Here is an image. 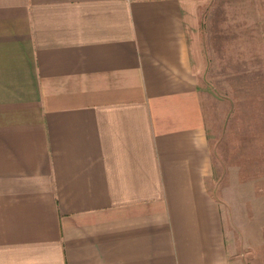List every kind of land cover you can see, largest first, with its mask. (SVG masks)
I'll use <instances>...</instances> for the list:
<instances>
[{
    "label": "crops",
    "instance_id": "crops-1",
    "mask_svg": "<svg viewBox=\"0 0 264 264\" xmlns=\"http://www.w3.org/2000/svg\"><path fill=\"white\" fill-rule=\"evenodd\" d=\"M204 2L0 0V264H264L225 226Z\"/></svg>",
    "mask_w": 264,
    "mask_h": 264
},
{
    "label": "rangeland",
    "instance_id": "rangeland-1",
    "mask_svg": "<svg viewBox=\"0 0 264 264\" xmlns=\"http://www.w3.org/2000/svg\"><path fill=\"white\" fill-rule=\"evenodd\" d=\"M191 43L202 58L226 229L230 211L238 237L264 235V0H205Z\"/></svg>",
    "mask_w": 264,
    "mask_h": 264
}]
</instances>
